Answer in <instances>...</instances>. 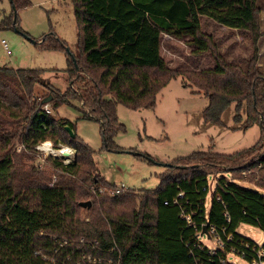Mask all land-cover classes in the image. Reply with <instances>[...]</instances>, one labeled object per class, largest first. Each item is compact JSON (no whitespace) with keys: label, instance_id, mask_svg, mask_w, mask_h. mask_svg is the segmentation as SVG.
I'll return each instance as SVG.
<instances>
[{"label":"trees","instance_id":"1","mask_svg":"<svg viewBox=\"0 0 264 264\" xmlns=\"http://www.w3.org/2000/svg\"><path fill=\"white\" fill-rule=\"evenodd\" d=\"M257 1L72 0L77 42L70 49L49 35L40 43L67 57L64 94L44 82V70L0 67V264H35V251L55 247L50 236L71 240L74 246L80 238L97 240L102 254L113 257L117 249L126 256L138 242L145 245L148 258L129 264H230L228 247L247 262L255 257L252 249L258 246L236 229L247 224L264 232V194L240 186L235 178L251 169L250 179L264 187V73L257 68L255 51L244 67L226 62L201 27L205 18L250 33L255 44L260 35ZM9 2L12 11L1 21L2 29L15 27L17 10L31 5L29 0ZM162 35H192V53L209 52L216 68L195 72L162 67ZM178 77L206 98L201 112L205 123L223 126L222 115L233 106L234 130L256 125L259 139L230 155L207 151L176 158L158 175V186L139 190L138 196L114 194L117 187L99 177L93 150L77 136L74 123L43 109L48 97L51 111L77 101L79 119L100 125L101 149L118 151L114 137L124 127L116 117L117 104L151 110L159 91ZM36 85L45 94L38 96ZM65 127L73 130V138ZM44 141L54 148H73L74 163L64 166L48 158L39 168L35 147ZM246 160L252 161L250 169L244 167ZM222 168L234 170L233 177H217L206 209L208 178ZM255 170L258 178H251ZM88 201L89 209L78 206ZM81 212L86 216L80 217ZM204 227L208 233L214 229L225 248L206 247L200 241L206 236H199Z\"/></svg>","mask_w":264,"mask_h":264},{"label":"rangeland","instance_id":"2","mask_svg":"<svg viewBox=\"0 0 264 264\" xmlns=\"http://www.w3.org/2000/svg\"><path fill=\"white\" fill-rule=\"evenodd\" d=\"M29 1L30 6L17 10L15 27L0 28V42L4 40L10 52L7 55L0 43V67L44 70L42 75L44 82L64 94L69 83L64 73L67 68V57L63 51L44 49L40 43L42 39L51 35L62 40L70 49L73 47L77 42L73 2L72 0ZM257 2L260 35L255 44L248 32L230 30L211 20L202 19V33L212 39L216 54L228 63L244 67L245 61L251 58L253 51L256 52L257 58L260 55L264 57V0ZM11 11L9 0L0 1V24L10 16ZM261 35L262 39L257 45ZM192 42V35L179 38L162 35L161 66L181 71L214 70L216 64L210 53L194 55ZM261 72L264 73V70ZM42 88L40 85L35 86V93L38 96L45 94ZM206 105L207 100L203 93H198L195 88L185 87L181 77L171 80L159 91L156 95L155 107L151 110H130L117 104L116 117L119 124L124 127V131L114 137V143L119 150L112 152L101 149L100 125L95 121L79 119L81 112L77 101H71V105L62 106L56 111L52 110L50 115L55 119H67L74 123L77 136L93 150V160L100 178L114 187L120 188L123 185L126 192L138 196L141 193L139 190L155 189L159 183L158 175L164 171L170 161L176 158L207 151L230 155L247 149L257 142L260 136L258 126H252L246 131L234 130L236 126L232 121L233 106L222 115L223 126L205 123L201 112ZM248 160L244 167L250 169L248 166L252 161ZM220 171L222 172L208 178L209 195L206 209L210 205V195L217 177L221 174L228 178L233 177L232 169L222 168ZM253 177L258 178V171L255 170L251 178ZM235 179L239 181L240 186L256 189L264 194V187L258 186L249 175H242V170L240 176ZM111 189L110 187L106 190L110 192ZM85 216L84 212H81L80 217ZM118 231L121 236L126 233L123 228ZM236 233L259 247L264 243V232L260 228L240 224ZM200 241L206 247L212 249L217 247V243L212 238H202ZM148 255L147 247L138 242L128 251L124 260L126 264L132 261H144ZM226 260L230 264H249L232 253L227 254Z\"/></svg>","mask_w":264,"mask_h":264},{"label":"built area","instance_id":"3","mask_svg":"<svg viewBox=\"0 0 264 264\" xmlns=\"http://www.w3.org/2000/svg\"><path fill=\"white\" fill-rule=\"evenodd\" d=\"M1 45L5 50L6 54H10L7 44L4 40H1ZM43 109L47 114L51 113L49 108V104H45ZM51 148L58 151L59 154L54 156L51 152ZM22 146L18 145L16 147V151H21ZM36 151V164L39 168H43L44 164L48 158H52L54 160L60 161L64 166L71 164L75 158V151L73 148L66 145H59L57 148H54L53 144L50 141H44L35 147ZM63 154H66L65 156ZM262 164L258 165V168L261 167ZM251 170L243 171L242 175H250ZM56 181V176L54 175L49 186H52ZM127 190L123 185L121 187H117L113 193L114 194H123ZM182 194H179V197ZM187 222H190L189 217H186ZM210 239H214L217 243V248L223 249L225 248L224 244L221 242L217 233L214 229H211L210 233H208ZM200 237H202L199 234ZM212 236V237H211ZM50 240H52L55 244V247L52 251L44 252L39 249L34 252V258L36 259L35 264H126L124 257L122 256L121 250H116L117 256H105L102 254L101 248L97 240L86 241L84 238H80L76 243L71 242L68 239H59L56 236H50ZM230 239V237H228ZM115 248L111 249V252L115 251ZM230 253L241 257L238 253L236 254L234 248L228 247ZM255 257L248 262L249 264H264V243L262 246H258V248L252 249ZM238 252V251H237ZM242 258V257H241ZM130 263V262H129ZM127 263V264H129Z\"/></svg>","mask_w":264,"mask_h":264},{"label":"water","instance_id":"4","mask_svg":"<svg viewBox=\"0 0 264 264\" xmlns=\"http://www.w3.org/2000/svg\"><path fill=\"white\" fill-rule=\"evenodd\" d=\"M72 60L74 62V59H72ZM49 102H50V97H48L47 99L43 100V104H48ZM65 130H66V132L69 134V136L71 138L74 137V133H73V130H71V128L65 127ZM63 155L65 156L66 154H63ZM78 206L81 207L82 209H89L90 206H91V203L89 201L88 202H81V203L78 204ZM200 235L201 236L205 235L207 239L210 238L206 227L203 228V231L200 233Z\"/></svg>","mask_w":264,"mask_h":264},{"label":"crops","instance_id":"5","mask_svg":"<svg viewBox=\"0 0 264 264\" xmlns=\"http://www.w3.org/2000/svg\"><path fill=\"white\" fill-rule=\"evenodd\" d=\"M223 27V26H222ZM225 28V27H224ZM262 37V35L260 36V38H259V40L257 41V45L260 43V39H262L261 38ZM263 58V59H262ZM200 67H202L201 65H200ZM257 68H258V70L261 72V70H264V57H262V55H260V56H258V58H257ZM209 248V247H208ZM213 248H215V247H213ZM209 249H211L212 250V248H209Z\"/></svg>","mask_w":264,"mask_h":264},{"label":"bare ground","instance_id":"6","mask_svg":"<svg viewBox=\"0 0 264 264\" xmlns=\"http://www.w3.org/2000/svg\"><path fill=\"white\" fill-rule=\"evenodd\" d=\"M51 152H52V154H53L54 156H56V155H58V154H59V152H58V151H56V150H54V149H52V148H51Z\"/></svg>","mask_w":264,"mask_h":264}]
</instances>
